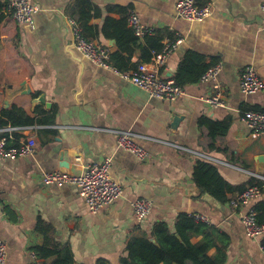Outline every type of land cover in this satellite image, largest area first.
<instances>
[{"label": "crops", "instance_id": "obj_1", "mask_svg": "<svg viewBox=\"0 0 264 264\" xmlns=\"http://www.w3.org/2000/svg\"><path fill=\"white\" fill-rule=\"evenodd\" d=\"M32 1L39 9L35 28L14 20L0 0V112L21 109L34 120L23 136L37 141L33 155L0 157V238L7 243V264H46L38 249L47 239L63 249L62 257L69 250L75 264H122L131 231L141 227L150 233L165 224L175 232L182 215L196 222L187 231L191 244L210 245L207 254L219 264H264V237H249L242 221L247 208L232 205L238 193H227L222 202L194 179L198 162L208 161L230 186L262 182L254 209L264 201V163L258 160L264 156V135L254 136L243 119L246 111L264 112V91L240 90L248 66L264 80V0H197L212 8L201 22L177 15L181 0ZM127 11L155 28L149 37L162 35L163 45L181 38L160 70L185 89L176 102L151 98L73 46L68 16L85 21L87 35L111 51L116 68L128 72L152 62L154 56L146 60L144 38L128 42L136 35L128 19L122 21ZM216 64L222 66L218 82L226 98L219 108L206 101L213 86L200 81ZM111 130L131 131L149 158L142 161L120 149ZM108 158L124 194L95 214L77 186L42 182L46 172L80 176L86 166ZM144 198L153 211L140 221L132 204Z\"/></svg>", "mask_w": 264, "mask_h": 264}, {"label": "built area", "instance_id": "obj_2", "mask_svg": "<svg viewBox=\"0 0 264 264\" xmlns=\"http://www.w3.org/2000/svg\"><path fill=\"white\" fill-rule=\"evenodd\" d=\"M5 12L20 24H28L35 28V15L39 9L32 0H5ZM264 12V4L261 6ZM177 15L191 22H201L212 15V8L208 4L200 7L197 0H181L176 5ZM73 46L88 61L93 64L113 70L124 80L134 84L146 91L151 98L163 101L176 102L185 94V89L178 85L175 80L164 77L160 70L166 64L169 56L178 48L181 38L175 41H167L160 52H153V60L149 63H141L136 69L128 72L118 71L111 62V51L97 42L86 37L84 30L77 18L67 17ZM128 24L136 37L143 39L153 36L157 30L144 25L137 13H132L128 18ZM221 64L211 67L201 77V83L213 86L212 94L207 98V103L213 108L225 107L226 98L224 91L219 84ZM240 90L246 95H252L264 91V80L259 76L252 66L246 67L240 76ZM244 121L254 136L264 135V112L246 111ZM26 126H4L0 127V157L8 160H17L22 157L33 155L37 150L35 137L23 136L29 131ZM117 134L118 147L124 151L134 154L139 160H146L150 153L134 140V134L126 130H111ZM19 134L21 138L17 145H9L14 140V135ZM77 160H80L78 158ZM113 160L106 159L102 163H93L85 168L80 176H74L62 171H51L43 174L42 182L47 186L74 185L80 189L81 195L86 200L92 213H97L103 208L110 206L122 198L124 189L121 184L111 176ZM262 178V177H260ZM263 186L253 185L244 192L238 193L232 205L235 208H247L242 215V221L246 228L247 235L251 238L264 237V224L258 223V213L252 202L261 198ZM133 211L138 220L143 221L149 218L153 211V203L149 199H138L132 204ZM198 221L209 222L204 215H196ZM264 250V245H262ZM8 247L7 243L0 238V264H7Z\"/></svg>", "mask_w": 264, "mask_h": 264}, {"label": "trees", "instance_id": "obj_3", "mask_svg": "<svg viewBox=\"0 0 264 264\" xmlns=\"http://www.w3.org/2000/svg\"><path fill=\"white\" fill-rule=\"evenodd\" d=\"M130 13L131 11H127V13L123 14V22H127ZM77 19L80 22L86 37L89 38L86 33L87 28L85 27V21L83 19ZM131 34L134 35L132 32ZM136 40L137 37L133 36L128 42ZM162 40V35L144 38L147 45V61H150L153 58L154 51L160 52L162 50ZM120 48L124 49L121 44ZM118 57L119 55H115V58ZM116 69L120 72H125L118 68V66ZM176 83L182 86L179 80L178 82L176 81ZM2 117H6L8 121L3 120ZM8 123H11L12 126H29L34 123V120L27 116L21 109L13 106L8 111L3 110L0 112V127H4ZM20 138L21 135L15 134L14 140H10L9 145H17ZM194 179L199 186L204 188L205 191L211 193L212 196L222 202L228 200L227 193H242L250 186L262 185V182H257L254 179L247 187L238 188L230 186L222 179L217 168L208 161L198 162L194 172ZM206 180L209 181L211 185H207L205 183ZM255 210L258 213V223L263 225L264 201L259 202L255 206ZM195 227L196 222L194 218L188 215L180 216L176 224L175 232H172L165 224H159L150 233L141 227H137L129 233L126 239L127 256L122 259V264H187L188 261H191L192 264H219L218 260L210 258L207 254L210 245L202 244L200 246H194L191 244L187 231H192ZM177 234L180 235V238L177 237ZM153 240H155V242H153ZM62 251L63 249L61 247L51 245V242L47 239L45 245L38 249V254L42 258H45L46 264H75L71 252L67 250V255L62 257ZM98 264L106 263L103 260H100Z\"/></svg>", "mask_w": 264, "mask_h": 264}, {"label": "water", "instance_id": "obj_4", "mask_svg": "<svg viewBox=\"0 0 264 264\" xmlns=\"http://www.w3.org/2000/svg\"><path fill=\"white\" fill-rule=\"evenodd\" d=\"M25 91V93H27V94H30V92H27L28 90H24ZM40 102H42V103H44L45 101H44V98H40V99H38ZM258 160L260 161V162H262V163H264V156H260L259 158H258Z\"/></svg>", "mask_w": 264, "mask_h": 264}, {"label": "bare ground", "instance_id": "obj_5", "mask_svg": "<svg viewBox=\"0 0 264 264\" xmlns=\"http://www.w3.org/2000/svg\"><path fill=\"white\" fill-rule=\"evenodd\" d=\"M34 3V2H33ZM130 16V15H129ZM149 37V36H148Z\"/></svg>", "mask_w": 264, "mask_h": 264}]
</instances>
